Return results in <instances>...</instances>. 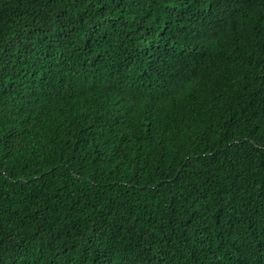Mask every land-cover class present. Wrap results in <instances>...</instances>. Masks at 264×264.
<instances>
[{
	"label": "trees",
	"instance_id": "trees-1",
	"mask_svg": "<svg viewBox=\"0 0 264 264\" xmlns=\"http://www.w3.org/2000/svg\"><path fill=\"white\" fill-rule=\"evenodd\" d=\"M0 264H264V0H0Z\"/></svg>",
	"mask_w": 264,
	"mask_h": 264
}]
</instances>
